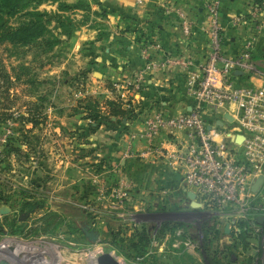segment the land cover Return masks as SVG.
<instances>
[{"label":"rangeland","instance_id":"rangeland-1","mask_svg":"<svg viewBox=\"0 0 264 264\" xmlns=\"http://www.w3.org/2000/svg\"><path fill=\"white\" fill-rule=\"evenodd\" d=\"M184 1L202 6L208 27L209 7L216 5L222 38L227 0ZM235 1L244 21L233 17L231 26L245 30L255 19L251 5L264 0ZM60 2L73 5L64 13L79 27L66 37L51 22L50 40H59L55 47L13 44L2 37L4 27L15 25L26 10L55 11ZM145 2L23 0L9 9L0 7V257L15 254L21 244L26 246L22 251L37 248L31 247L33 256L20 253L36 264H93V257L104 252L121 264H264V223L257 221L264 218V184L258 193L250 192L264 168L253 170L246 188L234 192L233 203L217 206L201 200L203 207L192 208L186 190H197L183 181L185 168L174 157L168 158L178 175L158 168L161 174L151 182L146 168H140L136 182L134 171L121 168L113 156L99 160L93 151L82 150L81 101L90 99L92 107L100 101L85 93L81 80L92 69L104 68L81 63L76 68L80 58L74 61L71 39L90 28L106 38L105 46L121 44L135 28V17L145 19V11L135 12ZM260 15L264 18V10ZM252 70L264 83V57L253 58Z\"/></svg>","mask_w":264,"mask_h":264},{"label":"crops","instance_id":"crops-1","mask_svg":"<svg viewBox=\"0 0 264 264\" xmlns=\"http://www.w3.org/2000/svg\"><path fill=\"white\" fill-rule=\"evenodd\" d=\"M145 1V4L135 6L137 15L145 11V19L135 17V28L131 27L133 31L125 42L105 46L106 38L99 35V30L89 28L74 35L71 39V52L76 55L74 61L80 58V62L74 63L76 68L79 63L83 65L80 67L100 64L104 68L98 71L101 78L93 80L92 76L97 70L92 69L81 80L85 81V93L99 97L100 101L94 107L93 101L89 102L90 99L84 103L81 101V108L84 110L85 107V112L79 121L83 126V143L86 147L82 150L93 151L92 155L99 160L101 157L113 156L121 168L134 171L136 182L141 175L140 168H146L151 182H155L161 174L158 168L164 170L166 175H178L176 164L168 158L166 152L174 151L170 147H180L185 140L184 132H176L165 139L163 147L166 151L163 154L148 152L143 156L139 152L144 149V143L139 140L131 141V136L141 132L144 117L156 108L173 114L189 108L191 99L185 93L187 78L199 71V64L210 52L212 43L202 6L194 7L184 0ZM225 3L227 13L223 9L221 14L225 25L222 38L220 37L221 47L225 54L234 56L242 48L244 30L231 26L232 18L243 10L236 6L235 0H227ZM185 27L189 30L188 34L184 33ZM255 41L253 58L264 57V32ZM111 47L118 49L113 51ZM138 78L143 80L142 87L140 91L129 95L133 102L128 108L124 101L128 97L121 101L115 99L112 84L123 86L124 82H133ZM243 79L244 74H233L235 83L243 82ZM212 81L218 86L220 75L214 73ZM259 81L255 80L261 83ZM123 92L124 86L119 93ZM82 96L84 98V93ZM96 107L99 108L98 111H95ZM227 113L232 116V121L224 118ZM236 117L237 105L230 103L221 114L213 118L224 132L217 138L218 141L235 143L238 134L234 129ZM260 222L264 223V218Z\"/></svg>","mask_w":264,"mask_h":264},{"label":"built area","instance_id":"built-area-1","mask_svg":"<svg viewBox=\"0 0 264 264\" xmlns=\"http://www.w3.org/2000/svg\"><path fill=\"white\" fill-rule=\"evenodd\" d=\"M263 10L264 3L260 6L251 5L249 13L255 19L244 30L242 48L236 55L228 56L219 52L221 42L217 35L218 11L216 5L212 4L209 7L211 26L208 30L212 48L199 64V71L187 78L185 93L191 99L189 108L175 114L156 108L144 117L141 132L131 136V141L139 140L144 143L145 147L139 154H163L166 151L163 147L165 139L176 132H184L186 144H181L177 150L170 153L167 151L166 154L174 157L185 168L183 181L194 186L201 195L198 196L191 190L201 207V200L205 203L214 201L217 206L233 203L234 192H242L249 184L247 180L253 170L258 173L264 166V83L255 82L258 79L252 70L256 42L254 34L264 28V18L260 15ZM236 17L233 19L244 21L242 14ZM188 32L185 27L184 33ZM237 70L244 74L243 82H234L233 74ZM214 73L220 75L218 86L212 81ZM142 83L140 78L124 82L123 94L119 93L123 86L113 83L112 95L120 101L127 96L128 99L124 101L130 108L133 99L129 95L140 91ZM230 103L237 105L235 132L243 136L241 144L233 143L232 146H228L223 140H217L224 132L213 120ZM29 247L35 248L31 245ZM22 248L26 246L15 248L18 249L16 257L11 255L13 264H36L33 258V261H28L23 257L24 254L20 255L19 250Z\"/></svg>","mask_w":264,"mask_h":264},{"label":"trees","instance_id":"trees-1","mask_svg":"<svg viewBox=\"0 0 264 264\" xmlns=\"http://www.w3.org/2000/svg\"><path fill=\"white\" fill-rule=\"evenodd\" d=\"M21 1L23 0H0V7L9 9ZM58 5L55 11L26 10L18 18L15 25L4 27L2 37L10 40L13 44L26 45L32 43L46 47L53 44V47H55L59 40L58 38L53 41L50 40V35L53 33V28L49 26L51 22H54V28L66 37L71 36L73 31L79 27L73 17L64 13L73 5L65 2H60Z\"/></svg>","mask_w":264,"mask_h":264},{"label":"water","instance_id":"water-1","mask_svg":"<svg viewBox=\"0 0 264 264\" xmlns=\"http://www.w3.org/2000/svg\"><path fill=\"white\" fill-rule=\"evenodd\" d=\"M234 74L241 75L242 72L237 70L234 72ZM93 75L96 78H101V76H102L101 73L98 71H95ZM224 118L227 119L228 121L233 120L232 116H230L228 113L225 114ZM242 140H243V136L241 134H237L235 137V143L241 144ZM263 183H264V174H259L256 177V179L252 182V184L250 186V191L252 193H255V194L258 193L261 190ZM186 195L190 199V202H189L190 207H192V208H200L201 207V204L195 200V194L193 192L186 191ZM261 219L262 218H257V221L260 222ZM84 229H86V228H84ZM224 231H225V233H228L229 230H228L227 226H225ZM91 239L95 240V237L92 236ZM0 264H7V263L1 262ZM96 264H121V263L110 252H104V253H101L100 255L97 256Z\"/></svg>","mask_w":264,"mask_h":264},{"label":"bare ground","instance_id":"bare-ground-1","mask_svg":"<svg viewBox=\"0 0 264 264\" xmlns=\"http://www.w3.org/2000/svg\"><path fill=\"white\" fill-rule=\"evenodd\" d=\"M21 244H17V246L16 247H18V246H20ZM9 247H10V245H7V246H5V248H4V253H6V252H9ZM28 248H30V249H28ZM27 250H30L29 251V254H34L35 253V250L34 249H32L31 247H29V246H27ZM18 252V249H16V252L15 253H17ZM20 252H23L22 251V249L21 250H19V253ZM51 256V255H50ZM12 257L14 258V257H16V255L13 253L12 254ZM11 257V254L9 255V257L8 258H5V256L3 255V256H1L0 257V263L1 262H4V261H6V263L7 264H13V261H12V258ZM93 257V256H92ZM10 258V259H9ZM97 258V257H96ZM96 258L95 257H93V264H96ZM8 261H7V260ZM47 261V260H46ZM92 263V262H91ZM46 264H47V262H46ZM50 264V263H49ZM86 264H88V262L86 263Z\"/></svg>","mask_w":264,"mask_h":264},{"label":"flooded vegetation","instance_id":"flooded-vegetation-1","mask_svg":"<svg viewBox=\"0 0 264 264\" xmlns=\"http://www.w3.org/2000/svg\"><path fill=\"white\" fill-rule=\"evenodd\" d=\"M188 198V197H187ZM189 202H190V200H189ZM189 206V205H188ZM190 207V206H189ZM225 229V228H224ZM225 232V231H224ZM227 234V233H226Z\"/></svg>","mask_w":264,"mask_h":264}]
</instances>
